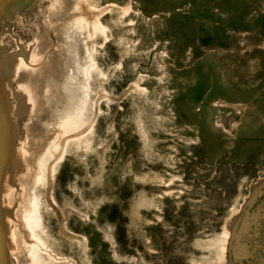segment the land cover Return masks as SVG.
Here are the masks:
<instances>
[{
    "label": "rangeland",
    "instance_id": "1",
    "mask_svg": "<svg viewBox=\"0 0 264 264\" xmlns=\"http://www.w3.org/2000/svg\"><path fill=\"white\" fill-rule=\"evenodd\" d=\"M0 264H264V0H0Z\"/></svg>",
    "mask_w": 264,
    "mask_h": 264
}]
</instances>
